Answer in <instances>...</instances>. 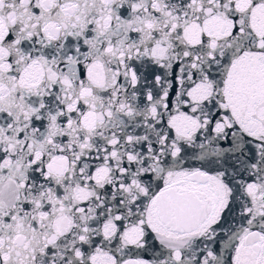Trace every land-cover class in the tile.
Returning <instances> with one entry per match:
<instances>
[{"label":"snow or ice","instance_id":"6c2138e0","mask_svg":"<svg viewBox=\"0 0 264 264\" xmlns=\"http://www.w3.org/2000/svg\"><path fill=\"white\" fill-rule=\"evenodd\" d=\"M0 264H264V0H0Z\"/></svg>","mask_w":264,"mask_h":264}]
</instances>
